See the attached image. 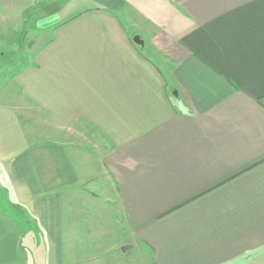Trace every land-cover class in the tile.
Wrapping results in <instances>:
<instances>
[{
	"label": "crops",
	"instance_id": "0c3cea01",
	"mask_svg": "<svg viewBox=\"0 0 264 264\" xmlns=\"http://www.w3.org/2000/svg\"><path fill=\"white\" fill-rule=\"evenodd\" d=\"M87 1L0 91V264H68L93 198L153 264L264 255V0Z\"/></svg>",
	"mask_w": 264,
	"mask_h": 264
},
{
	"label": "rangeland",
	"instance_id": "374dc122",
	"mask_svg": "<svg viewBox=\"0 0 264 264\" xmlns=\"http://www.w3.org/2000/svg\"><path fill=\"white\" fill-rule=\"evenodd\" d=\"M86 4L87 0H0V91L5 93L7 100L15 98L25 102L19 93L20 86L12 80L14 73L35 59V55L52 36L53 24L57 23L61 16H66L67 13L63 14L64 12ZM128 31L133 34L135 29L130 27ZM150 58L166 76L167 66L164 67V64L154 56ZM64 134L66 135L67 131ZM81 158L83 165V157ZM92 196L96 195L92 193ZM100 201L104 202V199ZM100 201L93 198L92 206L78 205L74 234L79 237L72 239V243L73 241L75 243L74 251L73 246L68 245V238H63L61 261L69 262L68 264H83L89 255H99L102 252V257L105 252L111 259L98 257L89 263L153 264L148 248L136 244L133 248L127 249L128 231L124 233L119 225L121 223L119 218L124 222L123 216L116 213L111 204L106 206ZM84 213L89 216H85ZM64 225L67 227L66 222ZM65 230L67 233L71 232V229ZM3 241L4 239H0V243ZM244 261L246 264H264V255H251Z\"/></svg>",
	"mask_w": 264,
	"mask_h": 264
},
{
	"label": "water",
	"instance_id": "95a60500",
	"mask_svg": "<svg viewBox=\"0 0 264 264\" xmlns=\"http://www.w3.org/2000/svg\"><path fill=\"white\" fill-rule=\"evenodd\" d=\"M133 39H134L135 42H141V39H140L139 36H137V35L134 36Z\"/></svg>",
	"mask_w": 264,
	"mask_h": 264
}]
</instances>
